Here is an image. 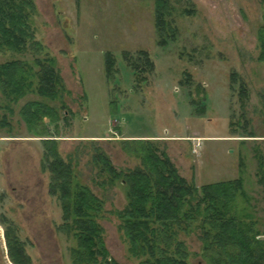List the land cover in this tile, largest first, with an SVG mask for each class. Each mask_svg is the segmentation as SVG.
<instances>
[{
  "label": "rangeland",
  "instance_id": "rangeland-1",
  "mask_svg": "<svg viewBox=\"0 0 264 264\" xmlns=\"http://www.w3.org/2000/svg\"><path fill=\"white\" fill-rule=\"evenodd\" d=\"M34 4L35 36L45 47L43 57L54 59L63 89L57 127L44 121L77 179L102 200L98 222L113 258L141 261L130 255L119 227L125 189L105 181L91 156L98 146L117 170L132 168L139 159L124 150L125 139L155 140L196 186L239 177L245 195L238 204L248 206L264 229V0H167L162 25L155 0ZM139 50L154 62L144 80L123 57L127 51L135 60ZM107 53L115 61L110 76ZM11 57L21 55L0 53V62ZM31 99L47 101L22 96L10 105L5 125L0 109V264H12L4 235L9 224L33 264H70L73 241L58 229L60 201L42 168V136L19 113ZM51 104L59 107L60 101ZM176 237L185 244L188 264H205L197 229Z\"/></svg>",
  "mask_w": 264,
  "mask_h": 264
},
{
  "label": "trees",
  "instance_id": "trees-1",
  "mask_svg": "<svg viewBox=\"0 0 264 264\" xmlns=\"http://www.w3.org/2000/svg\"><path fill=\"white\" fill-rule=\"evenodd\" d=\"M155 8L156 23L162 25L167 0H155ZM35 11L34 0H0V53L21 55L0 62V109L5 111L1 125L8 123L6 112L11 113L10 105L22 96L47 99L28 100L19 113L42 136V168L49 174V192L60 201L58 229L73 241L70 264H121L109 253L98 222L102 200L77 179L71 160L60 155L57 137L50 135L45 124V119L58 123L63 89L54 59L43 57L45 47L35 36L31 23ZM261 42L264 47V39ZM137 54L134 60L124 51L123 57L137 79L144 80L154 62L145 50ZM106 56L110 76L115 61L109 53ZM260 57L264 60V49ZM262 99L264 109V94ZM57 100L59 107L51 104ZM122 143L127 153L138 157V165L117 170L98 146L93 147L91 161L99 166L105 181L119 182L125 189L127 204L117 211L119 227L130 255L141 257L140 264H188L185 244L176 235L192 227L199 231L205 264H264V229L248 206L238 204V198L245 195L239 177L196 186L178 173L155 140L125 139ZM4 235L11 263L33 264L11 224Z\"/></svg>",
  "mask_w": 264,
  "mask_h": 264
},
{
  "label": "crops",
  "instance_id": "crops-1",
  "mask_svg": "<svg viewBox=\"0 0 264 264\" xmlns=\"http://www.w3.org/2000/svg\"><path fill=\"white\" fill-rule=\"evenodd\" d=\"M152 137H154V138H156V139H157V138L161 139V137H159V136H152Z\"/></svg>",
  "mask_w": 264,
  "mask_h": 264
}]
</instances>
